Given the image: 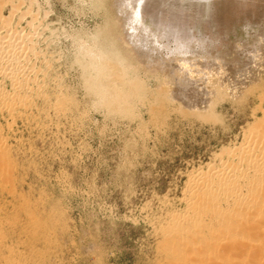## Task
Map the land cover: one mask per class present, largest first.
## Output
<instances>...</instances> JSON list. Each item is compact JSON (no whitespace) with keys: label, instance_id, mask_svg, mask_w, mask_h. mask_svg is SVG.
I'll use <instances>...</instances> for the list:
<instances>
[{"label":"rangeland","instance_id":"obj_1","mask_svg":"<svg viewBox=\"0 0 264 264\" xmlns=\"http://www.w3.org/2000/svg\"><path fill=\"white\" fill-rule=\"evenodd\" d=\"M0 1V264H264V208L193 186L264 130V0Z\"/></svg>","mask_w":264,"mask_h":264},{"label":"bare ground","instance_id":"obj_2","mask_svg":"<svg viewBox=\"0 0 264 264\" xmlns=\"http://www.w3.org/2000/svg\"><path fill=\"white\" fill-rule=\"evenodd\" d=\"M1 2V1H0ZM4 2V1H3ZM1 4H2V2H1ZM2 6V5H1ZM17 10V9H16ZM12 11V10H11ZM12 13V12H11ZM0 15H1V13H0ZM1 17V16H0ZM5 18H7V17H5ZM4 18V19H5ZM9 18V17H8ZM7 18V19H8ZM2 19V22H6L5 20H7V19ZM9 19H11V18H9ZM8 22H10V21H7V23ZM6 23V24H7ZM2 25V24H1ZM5 26H7V25H5ZM1 27V26H0ZM8 27V26H7ZM2 29V28H1ZM7 29V28H6ZM6 31V30H5ZM1 32V31H0ZM7 32H8V30H7ZM6 32V33H7ZM6 33H5V35H6ZM15 33V32H14ZM13 33V34H14ZM9 34H10V32H9ZM16 34V33H15ZM8 35V34H7ZM12 35V34H11ZM1 36H2V34H1ZM21 37V36H20ZM2 37H0V39H1ZM15 38V37H14ZM14 38L13 39H11V36H7L5 39H2V40H0V74L2 75L3 73L4 74H9V73H11V72H9V71H7L8 69H11V67H12V69L13 68H17V65H18V62L17 61H15L14 60V58H17L16 56L21 52L20 50L21 49H23V41H22V43H21V40H19V42L17 41V42H15V41H13L14 40ZM25 39V38H24ZM15 40H16V38H15ZM28 40V39H27ZM28 42V41H27ZM26 42V43H27ZM17 48V49H16ZM27 48V47H26ZM20 49V50H19ZM25 49V48H24ZM23 49V50H24ZM32 49V48H31ZM25 51V50H24ZM31 51V50H30ZM23 52V51H22ZM19 57V56H18ZM25 57H27V55H25ZM25 57H24V59H25ZM13 58V60L15 61L14 63H12L11 65L9 64V63H11V59ZM21 58H22V55H21ZM17 60V59H16ZM6 64H8L9 65V67H5V66H8V65H6ZM107 68V67H106ZM102 70H104V69H102ZM19 71V70H18ZM23 71V70H22ZM15 72V71H14ZM13 72V73H14ZM12 73V74H13ZM243 73V72H242ZM22 74V73H21ZM11 75V74H10ZM23 75V74H22ZM1 77V76H0ZM11 77H14V76H12L11 75ZM11 77H10V80H11ZM18 77V76H17ZM26 78V76H24L23 75V78ZM243 77V76H242ZM14 79V78H13ZM18 79V78H17ZM16 79V80H17ZM15 80V79H14ZM21 80V79H20ZM26 79H23V81H25ZM21 82V81H20ZM240 82V81H239ZM17 83V82H16ZM20 84V83H19ZM22 84V83H21ZM102 84V83H101ZM12 85V84H11ZM15 86V85H14ZM17 86V85H16ZM18 87V86H17ZM16 87V88H17ZM20 87V86H19ZM5 90V89H4ZM116 94L118 93V92H115ZM8 94H10V93H8ZM18 94V93H17ZM264 94V93H263ZM6 95V94H5ZM4 95V96H5ZM3 96V97H4ZM9 96V95H8ZM14 96V95H13ZM13 96H11V97H13ZM113 96H114V94H113ZM260 96V95H259ZM15 97H17V96H15ZM2 99H4V98H2L1 97V100ZM24 99V98H23ZM6 100V99H5ZM4 100V101H5ZM11 100H13V99H11ZM22 99H20V101H21ZM6 101H8V100H6ZM18 102H20L19 101V99L17 100ZM17 102V103H18ZM5 103V102H4ZM7 103V102H6ZM15 103V102H14ZM7 104H9V103H7ZM10 104H11V102H10ZM13 106H15L14 104H13ZM9 107V106H8ZM7 107V108H8ZM12 107V106H11ZM11 109H13V108H11ZM9 110V109H8ZM263 117H264V115H263ZM261 121V120H260ZM259 122V121H258ZM259 128V127H258ZM258 131H253L252 133H251V135H250V138H249V141H248V146H246V147H244V148H240L239 150H237V152L236 153H232V156L233 157H235V159H236V161L235 162H233L234 164L232 165V166H230V167H226V170L224 169H221V168H217V169H214V170H207L206 169V171L205 172H203V173H201L202 175L200 176V177H198L195 181H193L194 183H195V185L193 184V186H196V189L197 190H199V192L198 191H195V193H196V195H197V193L198 194H200V195H197V197L196 198H199V196H201V193H202V195H203V193L204 192H206V194H207V192H210L211 193V191H213V193H214V190H215V188L217 189V188H222L223 190L225 189L226 191H228L229 190V192L231 193V195H233V196H238V195H244L245 196V198L246 199H248V200H252V201H254V204H256L259 208H264V197H262V194H264V130H261V131H259L260 129H257ZM1 143H3V142H1ZM2 145H4V144H2ZM3 147V146H2ZM1 148V147H0ZM1 149H3V148H1ZM1 149H0V153L2 152L1 151ZM232 151H234V150H232ZM230 153V152H229ZM229 153H228V155H229ZM231 154V153H230ZM2 155H4V154H2ZM1 155V157H0V160L2 161L3 160V156ZM232 157V158H233ZM231 159V158H230ZM3 162V161H2ZM228 162L230 163V162H232V160L231 161H229L228 160ZM228 162H227V164H228ZM227 164H225V165H227ZM230 165H231V163H230ZM0 166H1V164H0ZM222 166H224V165H222ZM227 166H229V165H227ZM241 167H244V169L245 170H248L249 171V173H245V172H242L241 170H243V169H241ZM225 168V167H224ZM210 169H213V168H210ZM199 173V172H198ZM243 173V174H242ZM248 176L247 178H245L244 176ZM239 178L238 179V182H236L237 184H231V182H230V180L232 179H234L232 182H235V178ZM195 178V177H194ZM200 180V181H199ZM192 182V183H193ZM191 184V183H190ZM189 184V185H190ZM192 186V187H193ZM194 189L195 188H193V191H194ZM195 189V190H196ZM192 191V192H193ZM218 191V190H217ZM216 192V191H215ZM210 193H208V194H210ZM229 193V194H230ZM205 194V193H204ZM217 194V193H216ZM228 194V193H227ZM217 195H219V193L217 194ZM191 196V195H190ZM208 196V195H207ZM225 196H226V194H225ZM209 198H211V195L210 196H208ZM207 197V198H208ZM228 197V196H227ZM226 197V198H227ZM229 197H231V196H229ZM239 197V196H238ZM192 198H193V194H192ZM202 198V197H201ZM206 198V197H205ZM213 198H216V196L214 195V197ZM218 198V197H217ZM220 198V200L222 201V197H219ZM225 198V197H224ZM244 198V199H245ZM188 199V198H187ZM200 199V198H199ZM198 199V200H199ZM235 199V198H234ZM236 199H237V197H236ZM244 199L242 200V202L244 201ZM191 200H193V199H191ZM205 200H207V199H205ZM209 200H211V199H209ZM208 200V201H209ZM217 200V199H216ZM220 200H219V202H220ZM233 200V199H232ZM193 201H195V200H193ZM192 201V202H193ZM208 201H206V202H204L205 204H209V202ZM214 201V200H213ZM212 201V202H213ZM218 201V200H217ZM239 200H237L236 202H234L235 204L238 202ZM188 202V201H187ZM196 202H198L197 200H196ZM211 202V203H212ZM218 202V203H219ZM229 202V201H228ZM242 202H241V204H242ZM190 203V202H189ZM200 203V202H199ZM217 203V202H216ZM217 203V204H218ZM229 203H231V201L229 202ZM233 203V204H234ZM238 203H240V202H238ZM246 203V202H245ZM249 203V202H248ZM212 204H214V203H212ZM212 204H210V206H212ZM227 204V203H226ZM193 205L194 204H192V207H193ZM195 205H196V203H195ZM199 205H201L202 206V204H199ZM198 205V207L200 208V206ZM228 205V204H227ZM244 205V204H243ZM205 206V205H204ZM209 206V205H208ZM209 206V207H210ZM214 207L216 206V205H213ZM218 206V205H217ZM241 206V205H240ZM186 207H188V206H186ZM191 207V206H190ZM196 206H194L193 208H191L192 210H191V212H193V213H195V212H197L198 211V208H197V211H195V208ZM202 208V207H201ZM203 208H205V207H203ZM210 208H213V207H210ZM232 209V208H231ZM188 210H190V209H188ZM187 210V211H188ZM204 210V209H203ZM215 210V209H214ZM264 210V209H263ZM201 211V210H200ZM199 211V212H200ZM253 211V210H252ZM206 212V211H205ZM204 212V213H205ZM255 212V211H254ZM257 212V211H256ZM203 213V212H202ZM204 213H203V215H204ZM231 213V212H230ZM242 213V212H241ZM258 213V212H257ZM198 214V213H197ZM199 214H201V212L199 213ZM253 214V213H252ZM190 215V214H189ZM189 215H187V217L189 216ZM255 215V214H254ZM194 216H197V215H195L194 214ZM193 216V217H194ZM198 216H200V215H198ZM176 218V217H175ZM195 218V217H194ZM197 218H199V217H197ZM202 218V217H201ZM213 218H215V217H213ZM212 218V219H213ZM228 218V217H227ZM255 218V217H254ZM253 218V219H254ZM186 219V218H185ZM248 219H251L252 220V218H248ZM256 219V218H255ZM260 219V218H259ZM177 220V219H176ZM208 220H210V219H208ZM227 220V219H226ZM263 219H261V221H262ZM178 221V220H177ZM250 221V220H249ZM255 221V220H254ZM257 221H259V220H257ZM260 221V222H261ZM204 222V221H203ZM218 222V221H217ZM248 222V221H247ZM200 223V222H199ZM208 223H209V221H208ZM219 223V222H218ZM249 223V222H248ZM253 223V222H252ZM262 223H263V221H262ZM179 224V223H178ZM187 224V223H186ZM250 224V223H249ZM257 224H259V223H257ZM264 224V223H263ZM203 225V224H202ZM209 225V224H208ZM207 225V227H209ZM219 225V224H218ZM230 225H231V223H230ZM236 225H237V223H236ZM253 225V224H252ZM260 225V224H259ZM258 225V226H259ZM204 226V225H203ZM225 226V225H224ZM241 226H243L242 224H241ZM182 227V226H181ZM198 227V226H197ZM206 226H204V227H202V229H205V228H207ZM212 226H210V228H211ZM230 227V226H229ZM228 227V228H229ZM244 227H245V225H244ZM247 227H249L248 225H247ZM260 227V226H259ZM186 228V227H185ZM223 228V227H222ZM242 228V227H241ZM249 228H251V226L249 227ZM253 229H254V226L252 227ZM251 228V229H252ZM264 228V227H263ZM174 229V228H173ZM179 229V228H178ZM184 229V228H183ZM208 229V228H207ZM206 229V230H207ZM216 229V228H215ZM234 229V228H233ZM232 229V230H233ZM250 229V230H251ZM184 230H186V229H184ZM188 230V229H187ZM210 230V229H209ZM218 230V229H217ZM259 231L258 232H261L260 230H262V229H258ZM216 231V230H215ZM178 232V231H177ZM185 232V231H184ZM186 232H189V231H186ZM185 232V233H186ZM200 232H202V231H200ZM223 232V231H222ZM233 232H235V231H233ZM253 232H255V233H257L256 232V229L253 231ZM264 232V231H263ZM180 233V232H179ZM205 233V232H204ZM209 233V232H208ZM213 233V232H212ZM231 233H232V231H231ZM237 233V232H236ZM189 234V233H188ZM195 234V233H194ZM198 234V233H197ZM200 234V233H199ZM221 234V233H220ZM223 234V233H222ZM226 234V233H225ZM245 234H246V232H245ZM174 235H176V234H174ZM179 235V234H178ZM177 235V236H178ZM186 235V234H185ZM201 235V234H200ZM258 235V234H257ZM171 236V235H170ZM188 236V235H187ZM199 236V235H198ZM202 236V235H201ZM211 236V235H210ZM228 236V235H227ZM226 236V237H227ZM236 236V235H235ZM249 236H250V234H249ZM252 236V235H251ZM172 237H173V235H172ZM186 237V236H185ZM206 237V236H205ZM216 237V236H215ZM225 237V238H226ZM262 237V236H261ZM176 238V237H175ZM190 238V237H189ZM194 238L197 240V236L195 237L194 236ZM199 238V237H198ZM250 238V237H249ZM200 239V238H199ZM227 239V238H226ZM229 239V238H228ZM246 239H248V238H246ZM251 239H252V237H251ZM181 240V239H180ZM191 240H193V239H191ZM190 240V241H191ZM196 240L194 241L195 243H196ZM224 241H221V242H225L226 240L225 239H223ZM237 240V239H236ZM184 241H185V238H184ZM210 241V240H209ZM215 241V240H214ZM228 241V240H227ZM239 241V240H238ZM181 242V241H180ZM179 242V243H180ZM200 242V241H199ZM236 242V241H235ZM247 242V241H246ZM193 243V242H192ZM207 243V242H206ZM229 243V242H228ZM228 243H227V245H228ZM184 244V243H183ZM194 244V243H193ZM203 244V243H202ZM210 244V243H209ZM240 244V243H239ZM249 244V243H248ZM252 244V243H251ZM187 245H189V244H187ZM219 245V244H218ZM245 245V244H244ZM247 245V244H246ZM181 246H182V244H181ZM201 246V245H200ZM223 246H224V244H223ZM262 246V245H261ZM172 247V246H171ZM180 247V246H179ZM219 247V253L221 252L220 251V246H218ZM252 247V246H251ZM183 248H184V246H183ZM201 248V247H200ZM233 248V247H232ZM256 248V247H255ZM188 249V248H187ZM187 249H186V251H187ZM191 249H193V248H191ZM197 249V248H196ZM212 249H213V247H212ZM223 249V248H222ZM236 249V248H235ZM198 250V249H197ZM206 250V249H205ZM203 251V252H206V253H210V249H208L209 251L207 252V251ZM241 250H243V249H241ZM262 250V249H261ZM216 250H213V252H215ZM217 251H218V248H217ZM224 251V250H223ZM222 251V252H223ZM245 251V250H244ZM252 251V250H251ZM188 252V251H187ZM212 252V251H211ZM212 252V253H213ZM221 252V253H222ZM218 253V252H217ZM216 253V254H217ZM218 253V254H219ZM224 253H225V251H224ZM247 253V252H246ZM263 253V252H262ZM187 254V253H186ZM189 254V253H188ZM193 254H195V253H193ZM215 254V256H217ZM190 255V254H189ZM226 255V254H225ZM199 256H201L200 254H199ZM202 256H204V255H202ZM215 256L214 255H212V257H214L215 258ZM219 257H220V255H219ZM223 257H224V255H223ZM222 257V258H223ZM249 257H251V256H249ZM248 257V258H249ZM192 258V257H191ZM190 258V259H191ZM260 258V257H259ZM188 259H189V257H188ZM254 259V258H253ZM253 259H251L252 261H253ZM197 260V259H196ZM202 259L200 258V261H201ZM225 260V259H224ZM259 260V259H258ZM189 261H191V260H189ZM203 261V260H202ZM210 260H208L207 262H209ZM222 261V260H221ZM230 261V260H229ZM237 261H239V259L237 260ZM250 262V261H249ZM187 263V262H186ZM192 263H193V261H192ZM195 263H197V261L195 262ZM205 263V262H204ZM211 263V262H210ZM214 263V262H213ZM217 263H219L218 261H217ZM224 263V262H223ZM229 263V262H228ZM233 263V262H232ZM201 264V263H200ZM257 264V263H256Z\"/></svg>","mask_w":264,"mask_h":264}]
</instances>
